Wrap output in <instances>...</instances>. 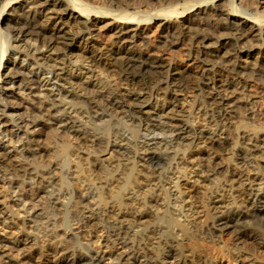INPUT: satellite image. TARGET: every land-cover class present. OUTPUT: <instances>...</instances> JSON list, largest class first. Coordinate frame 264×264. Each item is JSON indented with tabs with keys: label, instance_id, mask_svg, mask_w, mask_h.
I'll list each match as a JSON object with an SVG mask.
<instances>
[{
	"label": "bare ground",
	"instance_id": "1",
	"mask_svg": "<svg viewBox=\"0 0 264 264\" xmlns=\"http://www.w3.org/2000/svg\"><path fill=\"white\" fill-rule=\"evenodd\" d=\"M253 1L0 0V194L6 201L0 225L11 224L24 236L2 245L15 259L9 264H128L129 259L160 264L158 257L146 261L130 243L146 239L156 244L170 236L171 227L186 233V224L168 216L167 200L156 191H170L173 184L176 195L180 181L193 177L196 185L209 182L213 158L206 150L215 144L235 150L237 164L221 191H209V213L219 214L215 221L224 230L248 223L251 229L264 226V104L251 89L253 78L264 79V0ZM184 40L191 58L175 63L172 49ZM7 56L9 65L3 66ZM102 64L125 89L97 74L95 67ZM187 88L199 95H186ZM242 99L258 104L255 125L240 120ZM188 114L207 130L195 128ZM111 117L116 126L109 131ZM47 124L73 134L85 149L78 151L75 140L60 144L54 157L70 159L60 167V177L51 167L39 171L29 163L38 149V131ZM87 125L109 132L87 138ZM52 132L48 139L57 137ZM113 153L130 159L128 173L112 172ZM185 156L191 164L183 168ZM203 157L207 163L194 171ZM82 162L114 187L107 198L93 179L85 184L76 228L106 229L103 242L109 250L60 252L66 231L58 228L52 211H64L67 203L54 186L77 178ZM162 171L174 176L168 187L160 184ZM140 173L151 178L144 194L137 193ZM224 186L229 187L225 191L243 190L249 201L245 211L232 208ZM44 196L47 207L40 206ZM179 199V211L187 208L191 217L199 213L197 206ZM106 218L112 220L108 226ZM37 230L50 242L44 249L37 247ZM246 243L251 262L264 264V232L248 235Z\"/></svg>",
	"mask_w": 264,
	"mask_h": 264
},
{
	"label": "rangeland",
	"instance_id": "2",
	"mask_svg": "<svg viewBox=\"0 0 264 264\" xmlns=\"http://www.w3.org/2000/svg\"><path fill=\"white\" fill-rule=\"evenodd\" d=\"M253 2H255V0ZM177 5L183 6V1H180V2L178 1ZM183 8H184V6H183ZM248 8L249 7H247V9ZM178 9L181 10L182 7L181 8L179 7ZM249 9L253 11V9H251V8H249ZM148 14H147V16H148ZM1 22H2V20L0 21V25H1ZM187 44H189L188 40H184V41H182L181 44L176 46L177 48L172 49L171 53L173 55V60L175 61V63L183 64V63H186L189 58H191V57L186 56L187 54H185L186 53L185 50H186V48H188ZM8 65H9V60H8V56H7L6 60H4V62H3V66H8ZM95 68H96L97 74L103 80L110 82L112 85H114L120 89L126 88L124 83L122 81H120L118 79L117 75H115L112 71H110V69L107 68L106 65L105 66L103 64L98 65ZM251 89L253 91H256V93L258 94V97H259L258 104H264V79H262L260 77L253 78L252 83H251ZM195 90L196 89L192 90L191 88H187V89L183 90V92L186 95L191 96V97H193V95L196 94L194 97H197V95H199V92H197V90L196 91ZM180 104H179V106L181 108H184V106L186 107V104L184 102H181ZM258 104L254 106V104L251 105L249 102L245 101V99H242V103L240 104V109H239V116H240V120L243 123H245L247 125H253L255 123V120L252 118L253 117L252 115H254L253 109L254 108L256 109ZM180 107H178V108H180ZM187 117H188V121L195 128H197L199 130L200 129L207 130V126L205 124L201 123V121L199 119H195V117L192 114H188ZM248 117H249V119H248ZM194 120H196V122ZM112 122L113 123L115 122V118L111 117V122H110V124H108L109 131L113 127L116 126L115 123L112 124ZM90 126H92V127H90ZM52 127H54V128H52ZM220 128L223 130L222 135L220 137L224 138L225 137L224 127H220ZM61 130L62 129H60L59 127L51 126L49 124H47V126L46 125L41 126L40 131H38L39 133L37 132L38 133V135H37V138H38V147L37 148L38 149H37V152L35 154L34 160L33 159L31 160L29 158L30 159L29 163L31 164L32 167L37 168V170H39V171H43V170L51 167L50 169H53V172L55 173V176H57V177L62 176L61 175L62 174L61 168L62 169L66 168L65 165H67V164L65 163L64 160H70V159H67L69 157L64 156L61 160V159L54 157V154H55V152H57V149H60L59 148L60 144H62L64 141H71V143H74V140H75V137L74 138L72 137L73 134L62 133L63 131L60 132ZM84 130H85V132L87 131V133L85 134V135L88 134L87 138H89V136L93 135L94 133L97 136L100 135L101 137L102 136L106 137L107 133L109 132V131H107L106 128L105 129L103 127L99 128V127H95L93 125L85 126ZM89 130H90V132H89ZM93 130H94V132H93ZM51 132L53 134L57 133L55 135L57 137L54 138L57 141L54 139L53 140L48 139L47 136ZM59 135H61V138L59 137ZM66 136H69L70 138L66 137ZM63 137H65V138H63ZM67 138L70 140H68ZM75 143H78L77 144L78 151H81V150L84 151L85 150L84 148L82 149L80 147L81 144H79L78 140H75ZM80 143H82V142H80ZM217 145L218 144H215L213 147L206 150L207 153H209V155L211 154V157L213 158L212 159L213 162H211V165H212L211 171L212 172H209V173H213V174L210 177L211 179L209 182H204L203 184H199V185L193 184L192 182L195 178V177H193L194 174H189V177H191V178L193 177V178L190 179V181H185V180L180 181V189H179L180 193L177 191V192H175L176 195L174 194L173 184L169 185V187L171 188L170 191L168 190L169 188L165 189L164 187H162L163 189L159 188L156 191V193H158L159 195L161 194V196L165 197V199L167 200L168 209L171 212V214H168V216L176 219L179 222L182 221L181 223L186 224L184 226L186 229V233L180 232V230L177 229L176 227H171L169 229L170 230V234H169L170 236L169 237L166 236V237L160 239V241L156 244L155 243L152 244L151 241H147L146 239L145 240H142V239L134 240L133 243H130V246L132 248H135L136 251H139L141 256L146 261L147 260L152 261L154 258L158 257L160 264H245L246 262H248L250 264H256L255 262H251V259H250L251 257L247 256L249 253H252V252H249L246 248L247 236L250 234L260 235L261 233L264 232V226H261V227L257 226L259 229L256 227L251 229V228H248L247 225H251L250 223H248L247 225L246 224L237 225V228L235 230L232 228L224 230V229H221V226H220L221 222L218 223V221H215V220H218L219 217L217 218V216L219 214L214 213L212 215L211 213H209V210H208V208H209L208 205L210 202L209 201L210 200V198H209L210 194L209 193L212 190H217V189H220V191H221V187H222L221 185H224L226 183L225 181L230 178L229 172L232 171L233 169H235L236 164H237V160L235 159V155H234L235 150H232V149L227 148V147H221L219 145L217 146ZM99 150L102 151V149L97 150L98 154L100 153L99 155H102L103 153ZM124 156H126V155L119 154V153H113V160L115 162L114 167L112 169V172L114 171L113 173H115V172H117V173L121 172V174H123L124 172H125L124 174L128 173L127 172L128 169L126 170V168H128V165L130 164L129 163L130 159L127 156L124 158ZM100 157L105 158V156H100ZM205 159L206 158L203 157L201 159L202 161L199 160V164H197L194 161L195 165H197V166L194 167L193 170L198 171L202 164L207 163V161H204ZM131 161H132V159H131ZM190 161L191 160L187 159V156H185V160H183L184 164L182 163L181 166H183V168H186L187 166H189ZM26 162L28 163V161H25V163ZM63 164H64V166H62ZM126 165H127V167H126ZM259 165H262V164H259ZM80 166L82 168L79 171L78 177L73 179L74 181L72 179L71 180L68 179L65 182L66 184H64V183L62 184L60 182H57L59 184L54 186L56 189L55 192L61 191V200L65 201L67 203V206L64 209V211H63V209L60 211H56V212L52 211V213L55 215V217H58V219H59L58 223H57L58 228L60 226V228H62L64 231H66V233L64 234V238H63L65 241L63 242V245L60 247V252L62 250H66V249H68V250H79L80 248H82V251H85V250H102V251L109 250L108 249L109 247L106 248V245H104V242H103V237L105 235H109V232H107L106 229L98 230L95 228V226H91L90 224L87 226L83 225L81 227V229L76 228V226L80 223L81 207L84 203V202H82L83 200L79 199V193L84 188L85 184L90 182V180L93 179L100 186H103L101 191L103 193V196L105 195L104 197H107V198H109V196H108L109 193H107V191L108 192L110 191L109 187L112 188V187H114V185L110 184L111 186H107V184H104V181L102 179L104 177V175L103 176L98 175V173H96L97 168H95V167H91L92 169L90 167L88 168L84 162H82V164ZM94 171H96V172H94ZM214 172H216V173H214ZM252 172H251V174L254 173V172L253 173ZM140 174H141L140 180L138 178V181H137V183H138L137 193L144 194V193H146V191H148L147 189H149V185L151 184V178H149L150 179L149 180L148 178L144 177L145 176L144 173L143 174L140 173ZM162 174L163 175L159 176L160 184L163 185L165 183L166 187H168L167 184L169 183V181L171 182V180L174 178V176H172L173 174L172 175L168 174L167 171H162ZM96 177L98 180L95 179ZM262 177H264V174H262ZM183 178L186 179V177H184V176H183ZM67 182H69V183H67ZM60 185H61V187H60ZM63 185L65 186V188ZM228 189H229V187L224 186L222 191L225 194V196L230 199V204H231L232 208L236 209L237 212L245 211L248 207L249 201H248L247 197L244 195L243 190L241 188H236V189H233L231 191H225ZM166 192H168V193L165 194ZM207 193H208V195H207ZM190 196H191V198H190ZM178 197H181V199H179ZM175 199H176V202H175ZM177 199H179V200L184 199L183 203L185 205L189 204V202H191L192 206H194V207L197 206L196 209H197V212L199 211V213L194 215L193 217H191L188 215H193V214H190L189 212H187V208L184 209L185 211L184 210L179 211ZM5 202L6 201H4L3 197L0 194V210H4L3 205H5ZM40 206H43V207L49 206V199L46 198L45 196L43 198H40ZM152 209H153V212H156L158 210V213H161V210H162L160 206L156 207V211H155V208H152ZM172 212H174V213H172ZM185 212H187V213H185ZM11 213L16 214V212L13 209H11ZM50 214H51V212H50ZM206 214H208L209 217H206ZM203 215H204V217H203ZM111 221H112L111 219L106 218L105 219V222H106L105 225L108 226L109 222H111ZM215 223H216V225H215ZM144 224L145 225H151L153 223H151L150 221H145ZM243 227L245 228V230H243L244 229ZM26 229H27V231L30 230L29 227H27ZM34 232H36L35 237L37 239V247H39L40 249L46 248L47 245L50 244V242L48 241V239H44V237L39 238L42 234L41 233L42 230H40V231L37 230ZM19 233L20 232L17 231V228L11 224L0 225V264H7L8 259H9V262L11 260H13V261L15 260V259H12V257H10V255L8 257V254H11V252L7 250V247L2 246V245L8 244V242L10 240H11L10 242H12L13 239L14 240H20L21 238H23L24 236L21 234L19 235ZM111 242H113L112 245H115V243H116V241H111ZM247 257H249V258H247ZM133 261H134L133 259H129L128 264L134 263Z\"/></svg>",
	"mask_w": 264,
	"mask_h": 264
}]
</instances>
